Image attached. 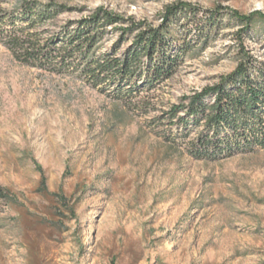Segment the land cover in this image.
<instances>
[{
    "label": "rangeland",
    "instance_id": "obj_1",
    "mask_svg": "<svg viewBox=\"0 0 264 264\" xmlns=\"http://www.w3.org/2000/svg\"><path fill=\"white\" fill-rule=\"evenodd\" d=\"M21 1L0 0V15ZM54 1L73 7L62 21L104 6L157 24L179 0ZM182 1L264 12V0ZM233 25L143 94L150 114L0 42V264H264V149L198 160L148 123L235 69ZM247 44L264 54L261 36Z\"/></svg>",
    "mask_w": 264,
    "mask_h": 264
},
{
    "label": "trees",
    "instance_id": "obj_2",
    "mask_svg": "<svg viewBox=\"0 0 264 264\" xmlns=\"http://www.w3.org/2000/svg\"><path fill=\"white\" fill-rule=\"evenodd\" d=\"M73 7L54 0H23L0 15V42L25 66L81 79L98 92L151 113L143 94L172 79L188 58L203 54L222 29L233 27L237 66L217 82L185 94L149 124L198 160L217 161L264 149V54L247 40L261 36L264 12L206 9L176 1L160 22L99 6L77 19H60ZM229 18V21L227 20ZM158 126V125H157Z\"/></svg>",
    "mask_w": 264,
    "mask_h": 264
}]
</instances>
